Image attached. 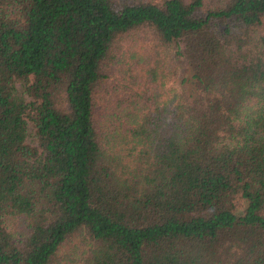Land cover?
Masks as SVG:
<instances>
[{
    "label": "trees",
    "instance_id": "1",
    "mask_svg": "<svg viewBox=\"0 0 264 264\" xmlns=\"http://www.w3.org/2000/svg\"><path fill=\"white\" fill-rule=\"evenodd\" d=\"M62 250L264 264V0H0V264Z\"/></svg>",
    "mask_w": 264,
    "mask_h": 264
},
{
    "label": "rangeland",
    "instance_id": "2",
    "mask_svg": "<svg viewBox=\"0 0 264 264\" xmlns=\"http://www.w3.org/2000/svg\"><path fill=\"white\" fill-rule=\"evenodd\" d=\"M115 79V76L114 77H112V79H111V81H113ZM27 140H29V138L27 139ZM62 253H64V255L62 254ZM69 253V252H68ZM61 254L63 255V256H61V259H60V261H62V263H60V264H66V261H64L65 259H64V256L67 254V252H65V251H61Z\"/></svg>",
    "mask_w": 264,
    "mask_h": 264
}]
</instances>
